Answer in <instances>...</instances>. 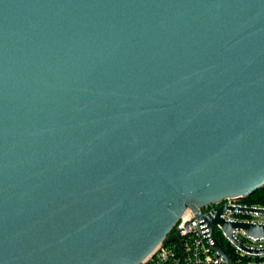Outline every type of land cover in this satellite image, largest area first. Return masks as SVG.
<instances>
[{"label": "water", "instance_id": "1", "mask_svg": "<svg viewBox=\"0 0 264 264\" xmlns=\"http://www.w3.org/2000/svg\"><path fill=\"white\" fill-rule=\"evenodd\" d=\"M264 185V0H0V264H138L180 214ZM264 214V208H231Z\"/></svg>", "mask_w": 264, "mask_h": 264}, {"label": "built area", "instance_id": "2", "mask_svg": "<svg viewBox=\"0 0 264 264\" xmlns=\"http://www.w3.org/2000/svg\"><path fill=\"white\" fill-rule=\"evenodd\" d=\"M243 197H225L217 203L199 208V212L203 215L207 214L216 206H224L225 209L219 214L224 221L229 222H247L264 226V214L255 212H246L231 208L239 207H257L248 205ZM212 232L219 233L222 240L228 248L226 251L227 258L232 264H264L260 262L249 263L247 259L251 256L261 258L264 254H250L235 246L227 236L222 232L218 224L212 226ZM233 238L241 245L249 248L253 245L246 241H258L247 235L241 230L234 229L232 231ZM263 248V247H258ZM138 264H226L220 256H218L205 241L203 230L194 217V212L186 209L178 219L174 222L168 234L164 239Z\"/></svg>", "mask_w": 264, "mask_h": 264}, {"label": "trees", "instance_id": "3", "mask_svg": "<svg viewBox=\"0 0 264 264\" xmlns=\"http://www.w3.org/2000/svg\"><path fill=\"white\" fill-rule=\"evenodd\" d=\"M248 205H255L264 208V185L258 188L256 191L252 192L248 196L243 197L242 199ZM216 232H214L215 236ZM216 238V236H215ZM217 239V238H216ZM218 240V239H217ZM219 243L224 247V249L228 252V248L224 241L218 240Z\"/></svg>", "mask_w": 264, "mask_h": 264}, {"label": "rangeland", "instance_id": "4", "mask_svg": "<svg viewBox=\"0 0 264 264\" xmlns=\"http://www.w3.org/2000/svg\"><path fill=\"white\" fill-rule=\"evenodd\" d=\"M215 236H216V238L218 239V240H221V241H223L222 240V237H221V235L219 234V233H216L215 234ZM248 244H250V245H253V247H264V239H262V240H258V241H251V240H247L246 241ZM247 261L249 262V263H257V262H260V263H264V256H262L261 258H254V257H250L249 259H247Z\"/></svg>", "mask_w": 264, "mask_h": 264}]
</instances>
